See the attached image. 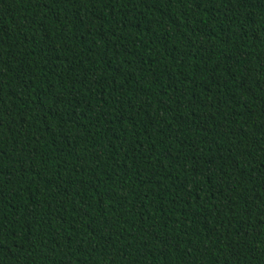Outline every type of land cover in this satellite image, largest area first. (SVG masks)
<instances>
[{
    "label": "trees",
    "instance_id": "trees-1",
    "mask_svg": "<svg viewBox=\"0 0 264 264\" xmlns=\"http://www.w3.org/2000/svg\"><path fill=\"white\" fill-rule=\"evenodd\" d=\"M0 264H264V0H0Z\"/></svg>",
    "mask_w": 264,
    "mask_h": 264
}]
</instances>
